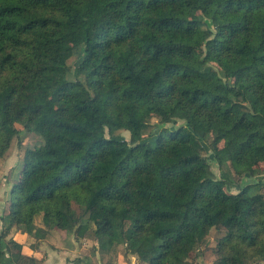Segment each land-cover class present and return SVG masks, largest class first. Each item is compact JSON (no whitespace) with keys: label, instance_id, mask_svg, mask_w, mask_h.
Returning <instances> with one entry per match:
<instances>
[{"label":"trees","instance_id":"trees-1","mask_svg":"<svg viewBox=\"0 0 264 264\" xmlns=\"http://www.w3.org/2000/svg\"><path fill=\"white\" fill-rule=\"evenodd\" d=\"M152 116L164 126L146 138ZM17 125L41 142L11 226L74 227L145 264H190L219 228L214 264H264V182L242 183L264 163V0H0V163ZM10 242L0 264H22Z\"/></svg>","mask_w":264,"mask_h":264},{"label":"rangeland","instance_id":"rangeland-1","mask_svg":"<svg viewBox=\"0 0 264 264\" xmlns=\"http://www.w3.org/2000/svg\"><path fill=\"white\" fill-rule=\"evenodd\" d=\"M79 61L80 57L76 54L69 59V64L75 68ZM212 66L218 68L215 63H212ZM182 123V120H177L176 123H168L166 126L174 127ZM162 126L164 125L160 123L159 118L152 116L144 130V136L151 138ZM17 127L19 133L14 137L10 149L0 163V235L6 230L8 232L5 239L0 241L4 247L16 252L18 247L10 240L21 244V251L27 255L22 260V264H145L138 260L136 254L126 251L122 245L101 246L92 238H77L73 232L74 227L67 230L47 229L44 237H35L25 231L22 226H11L8 211L12 186L18 180L26 151L41 142L37 134L27 131L23 125H17ZM115 137L130 140L131 135L127 130H119ZM206 155L214 178L225 179L227 183L225 187L229 191L236 192L237 186L233 179L238 177L233 176L227 167H220L207 146ZM255 181L257 183L251 189L252 193L261 192L263 186L260 182H264V163L259 165L254 176L243 178L242 183ZM35 224L37 227L47 228L41 216H36ZM225 234L226 232L222 229L212 228L200 248L191 253L189 263L214 264L218 259L216 247Z\"/></svg>","mask_w":264,"mask_h":264}]
</instances>
